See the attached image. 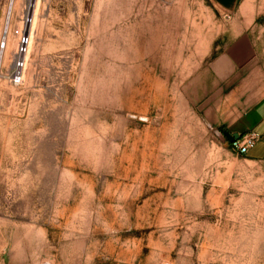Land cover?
<instances>
[{
    "label": "rangeland",
    "instance_id": "obj_1",
    "mask_svg": "<svg viewBox=\"0 0 264 264\" xmlns=\"http://www.w3.org/2000/svg\"><path fill=\"white\" fill-rule=\"evenodd\" d=\"M33 11L22 85L10 52L0 76V264H264V161L212 124L207 72L237 36L264 68V0Z\"/></svg>",
    "mask_w": 264,
    "mask_h": 264
},
{
    "label": "crops",
    "instance_id": "obj_2",
    "mask_svg": "<svg viewBox=\"0 0 264 264\" xmlns=\"http://www.w3.org/2000/svg\"><path fill=\"white\" fill-rule=\"evenodd\" d=\"M223 11L231 12L238 0H212ZM216 85L212 124L238 136L255 132L258 142L247 154L252 162L264 161V68L248 40L235 37L207 65ZM7 262L4 260L3 264Z\"/></svg>",
    "mask_w": 264,
    "mask_h": 264
},
{
    "label": "built area",
    "instance_id": "obj_3",
    "mask_svg": "<svg viewBox=\"0 0 264 264\" xmlns=\"http://www.w3.org/2000/svg\"><path fill=\"white\" fill-rule=\"evenodd\" d=\"M16 0H7L4 12V22L0 31V76L3 73L4 54H12L7 79L10 85L19 87L23 83L25 55L30 44V26L35 0H22L18 18L13 15ZM17 19V20H15ZM255 132L238 136L228 146L239 156L247 155L258 142ZM44 264H51L46 261Z\"/></svg>",
    "mask_w": 264,
    "mask_h": 264
},
{
    "label": "water",
    "instance_id": "obj_4",
    "mask_svg": "<svg viewBox=\"0 0 264 264\" xmlns=\"http://www.w3.org/2000/svg\"><path fill=\"white\" fill-rule=\"evenodd\" d=\"M221 134L229 144L238 138L237 134H229L223 130L221 131Z\"/></svg>",
    "mask_w": 264,
    "mask_h": 264
},
{
    "label": "bare ground",
    "instance_id": "obj_5",
    "mask_svg": "<svg viewBox=\"0 0 264 264\" xmlns=\"http://www.w3.org/2000/svg\"><path fill=\"white\" fill-rule=\"evenodd\" d=\"M32 15H34V11L32 12ZM34 20V19H33ZM27 61V54L25 55V61H24V65L26 64Z\"/></svg>",
    "mask_w": 264,
    "mask_h": 264
},
{
    "label": "trees",
    "instance_id": "obj_6",
    "mask_svg": "<svg viewBox=\"0 0 264 264\" xmlns=\"http://www.w3.org/2000/svg\"><path fill=\"white\" fill-rule=\"evenodd\" d=\"M221 131H222V129H221Z\"/></svg>",
    "mask_w": 264,
    "mask_h": 264
}]
</instances>
